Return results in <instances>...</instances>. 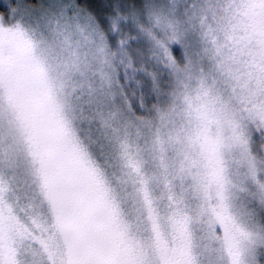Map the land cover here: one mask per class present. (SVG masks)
Here are the masks:
<instances>
[{"label":"snow or ice","instance_id":"obj_1","mask_svg":"<svg viewBox=\"0 0 264 264\" xmlns=\"http://www.w3.org/2000/svg\"><path fill=\"white\" fill-rule=\"evenodd\" d=\"M0 264H264V0H0Z\"/></svg>","mask_w":264,"mask_h":264}]
</instances>
